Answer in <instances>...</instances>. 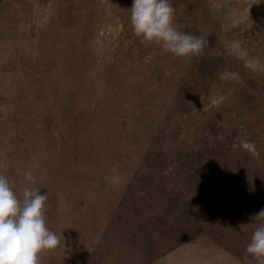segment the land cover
<instances>
[{
	"label": "rangeland",
	"instance_id": "374dc122",
	"mask_svg": "<svg viewBox=\"0 0 264 264\" xmlns=\"http://www.w3.org/2000/svg\"><path fill=\"white\" fill-rule=\"evenodd\" d=\"M171 3L200 56L142 43L133 0H0V174L47 194L60 243L41 264H247L264 224V0Z\"/></svg>",
	"mask_w": 264,
	"mask_h": 264
},
{
	"label": "clouds",
	"instance_id": "9594fccd",
	"mask_svg": "<svg viewBox=\"0 0 264 264\" xmlns=\"http://www.w3.org/2000/svg\"><path fill=\"white\" fill-rule=\"evenodd\" d=\"M130 22L134 34L141 42L155 44L165 52L191 59L203 53L207 41L179 31L174 26V8L171 0H133ZM230 53L238 58L247 56L239 42H233ZM236 78V73H224L221 78ZM224 99H213L218 104ZM240 147L254 157L259 153L253 142L240 140ZM26 185L35 183L31 169L23 172ZM118 182V178H114ZM8 178L0 174V264H41L40 257L45 251L54 250L60 238L46 225L45 203L47 194L38 188L25 186L21 195L13 190ZM264 219V209L255 214L253 220ZM247 264H264V224L257 227L245 249Z\"/></svg>",
	"mask_w": 264,
	"mask_h": 264
}]
</instances>
